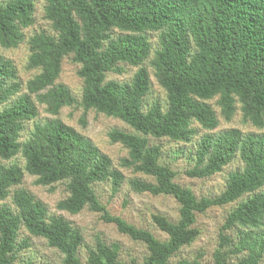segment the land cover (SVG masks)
Returning a JSON list of instances; mask_svg holds the SVG:
<instances>
[{
	"label": "trees",
	"instance_id": "16d2710c",
	"mask_svg": "<svg viewBox=\"0 0 264 264\" xmlns=\"http://www.w3.org/2000/svg\"><path fill=\"white\" fill-rule=\"evenodd\" d=\"M34 12V0H0V46L17 48L26 41V67L37 70L23 86L12 60L0 54V160L16 156L24 160L23 167L0 163V264H14L18 252L28 246L18 239L21 229L56 249L61 264H82L80 230L49 215L42 202L19 187L24 173L35 177V185L50 189L65 182L67 196L56 203L58 210L76 214L87 207L118 232L145 244L147 256L129 264H199L196 259L174 263L169 259L198 235L193 226L197 213L236 203L220 227L213 264H261L264 134L231 128L202 135L186 176L208 178L235 158L242 168L228 174L218 195L199 199L174 181L175 172L160 162V145L151 144L150 138L187 144L196 133L193 123L214 130L218 116L207 102L213 98L224 120L229 121L239 107L243 122L264 127V0H45L43 17L55 35L41 31L25 40L24 30L34 23ZM148 33L157 34L154 48ZM64 56L79 65L78 105L84 113L92 109L135 131L107 133L111 143L127 149L120 166L152 179H132L130 187L138 193L169 195L179 205L176 222L151 216L167 235L165 241L110 215L99 202L93 184L110 181L111 192L116 193L124 177L109 156L56 117L63 107L76 104L70 90L56 84ZM147 61L165 92L164 107L157 101L144 107L151 88ZM120 63L137 68L131 79L106 80L108 72L122 73ZM37 103L54 117L34 124L22 140L25 124L38 115ZM9 198L11 203L6 202ZM118 253L116 243L107 245L97 238L87 251L86 264H125Z\"/></svg>",
	"mask_w": 264,
	"mask_h": 264
},
{
	"label": "rangeland",
	"instance_id": "374dc122",
	"mask_svg": "<svg viewBox=\"0 0 264 264\" xmlns=\"http://www.w3.org/2000/svg\"><path fill=\"white\" fill-rule=\"evenodd\" d=\"M34 3V23L24 30L25 40L41 31L55 35V31L52 30L49 21L43 17L45 0H34ZM148 37L154 48L157 43V34L148 33ZM0 54L12 60L17 69L18 80L23 86L27 80L37 73V70L26 67L29 55L26 41L17 48L5 49L0 46ZM119 65L123 68L122 73L108 72L106 73V80H115L118 82L129 81L137 69L125 63H120ZM145 66L149 70L151 88L150 92L145 96L144 107L151 105L154 101L159 102L164 107L166 102L165 92L157 84L152 69L148 65V61L145 63ZM78 68L79 65L72 61L71 56L63 57L60 75L56 80V84L65 85L75 98L76 104L63 107L56 117L60 118L68 126L74 128L86 139L91 141L101 153L110 157L113 167L122 172L124 179L116 193L111 192L110 181L95 183L92 186L99 202L106 207L107 212L112 216L121 217L135 227L146 229L155 238L165 241L167 235L155 226L151 216L152 214H159L165 216L172 222H176L179 205L169 195H151L145 192L138 193L130 187L129 182L132 179L137 178L144 181H152V179L149 176L134 172L132 169L120 166L121 159L127 156V149L120 143H111L107 137V133L112 129L130 133H135V131L123 121L97 113L92 109L84 113L83 109L78 105L82 93V80L76 74ZM22 91L25 92V89L23 88ZM216 99L213 98L207 101L217 112L218 116V126L214 130L206 131L198 126V124L193 123L196 133L190 143L187 144L175 142L167 138H150L151 144L160 145V162L175 172L174 181L180 186L190 189L197 199L218 195L225 187L228 174L242 168L240 160L235 158L221 172L208 178L196 179L186 176L184 172L194 164V150L202 135L206 133L219 134L231 128H237L243 134H264V127L257 128L241 120L239 107H237L236 112L229 121L224 120L218 113L219 107L216 104ZM37 108V117L33 121L25 124V130L21 133L22 140L28 137L34 124L42 123L54 117L45 111L44 105L37 103ZM83 113L85 114L84 124L80 122ZM0 163L4 165L17 163L21 167L24 166V160L20 156H16L9 161L0 160ZM34 180V176L24 173L22 183L19 187L26 189L36 200L42 202L46 206L49 215L60 216L80 230L83 236V244L80 247L78 255L82 264H86L87 251L94 247L97 238L107 245L116 243L119 247V260L125 264H129L131 261L141 263L147 256L148 250L145 244L134 241L118 232L112 223L104 222L101 219L100 213L91 211L87 207H84L76 214L58 210L56 203L67 196L65 182H57L50 189L49 187L35 185ZM6 202L11 203V199H7ZM235 205L236 203H230L221 207H211L203 213H197L193 226L198 230V235L192 243L182 246L169 259L170 262L174 263L179 259H187L189 261L196 259L199 264H213L212 254L217 247L220 227L228 212ZM18 239L19 241L26 240L28 246L18 252L14 264H61L60 253L56 249L47 246L44 239L32 236L23 229H21ZM261 264H264V260Z\"/></svg>",
	"mask_w": 264,
	"mask_h": 264
}]
</instances>
